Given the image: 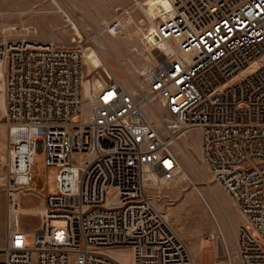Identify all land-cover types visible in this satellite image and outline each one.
Wrapping results in <instances>:
<instances>
[{
  "label": "built area",
  "instance_id": "2783aa9c",
  "mask_svg": "<svg viewBox=\"0 0 264 264\" xmlns=\"http://www.w3.org/2000/svg\"><path fill=\"white\" fill-rule=\"evenodd\" d=\"M153 10L150 63L128 87L88 38L69 46L0 25L9 129L0 264H124L110 252L119 247L133 250L134 264H196L152 195L179 174L173 146L192 130L244 218L240 264H264V0H159ZM39 147L59 170L47 196L33 186Z\"/></svg>",
  "mask_w": 264,
  "mask_h": 264
},
{
  "label": "rangeland",
  "instance_id": "374dc122",
  "mask_svg": "<svg viewBox=\"0 0 264 264\" xmlns=\"http://www.w3.org/2000/svg\"><path fill=\"white\" fill-rule=\"evenodd\" d=\"M140 1L148 11L141 7ZM158 1L0 0V25L9 34L58 39L69 46L76 45L74 40L88 38L90 43L87 46L96 50L104 65L107 64L117 79L128 87L131 86L130 78L139 80L141 72L150 63L144 42L151 28L149 16L155 13L151 5ZM117 20H122L123 26L117 34H111L107 31V25ZM91 50L88 48L87 54ZM84 83L87 88V78ZM153 106L161 112L158 101ZM146 109L151 119L160 125L157 116L149 107ZM5 121V112L0 107V247L4 244L6 233L3 177L7 169L5 160L9 129ZM173 147L180 160V172L166 188L152 192L156 203L190 244L196 264H240L237 236L244 218L201 159L199 131L192 130L184 134ZM32 169L34 190L39 195L58 192V167L46 164L41 147L35 153ZM41 203L40 197L30 198L31 207L37 208ZM33 238V234L28 236L29 244ZM110 252L124 264H134L132 249L119 247Z\"/></svg>",
  "mask_w": 264,
  "mask_h": 264
},
{
  "label": "bare ground",
  "instance_id": "6f19581e",
  "mask_svg": "<svg viewBox=\"0 0 264 264\" xmlns=\"http://www.w3.org/2000/svg\"><path fill=\"white\" fill-rule=\"evenodd\" d=\"M137 1H138V0H137ZM140 2H141V1H140ZM140 5H141V7L144 8L146 11H148V10L146 9V5H145L143 2H141ZM151 7H154V4H152ZM145 13H146V12H145ZM155 15H156V12L154 13L153 16L150 14V16H149L150 20H152V18H153ZM152 29H153V26H152V28H151L150 30H152ZM144 35H145V33H144ZM145 36H146V35H145ZM0 107H1V108L3 109V111L5 112V98H4L3 90H2V95H1V97H0ZM13 134H14V136H16V137H24V136L26 135V131H25V130H20V129H14V130H13ZM8 138H9V137H8ZM177 143H178V142H177Z\"/></svg>",
  "mask_w": 264,
  "mask_h": 264
},
{
  "label": "crops",
  "instance_id": "0c3cea01",
  "mask_svg": "<svg viewBox=\"0 0 264 264\" xmlns=\"http://www.w3.org/2000/svg\"><path fill=\"white\" fill-rule=\"evenodd\" d=\"M2 239V234H0V240ZM1 242V241H0Z\"/></svg>",
  "mask_w": 264,
  "mask_h": 264
}]
</instances>
